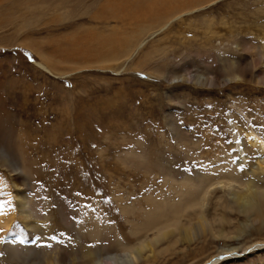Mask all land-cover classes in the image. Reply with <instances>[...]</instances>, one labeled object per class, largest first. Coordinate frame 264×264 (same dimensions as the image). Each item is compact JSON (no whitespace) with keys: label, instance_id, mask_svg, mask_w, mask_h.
Returning <instances> with one entry per match:
<instances>
[{"label":"rangeland","instance_id":"rangeland-1","mask_svg":"<svg viewBox=\"0 0 264 264\" xmlns=\"http://www.w3.org/2000/svg\"><path fill=\"white\" fill-rule=\"evenodd\" d=\"M263 76L264 0H0V264L137 246L183 180L231 164L264 188ZM231 194L208 207L217 236L174 233L139 264H264V203Z\"/></svg>","mask_w":264,"mask_h":264},{"label":"bare ground","instance_id":"bare-ground-1","mask_svg":"<svg viewBox=\"0 0 264 264\" xmlns=\"http://www.w3.org/2000/svg\"><path fill=\"white\" fill-rule=\"evenodd\" d=\"M184 10L187 9L185 8L183 10H180L173 8L169 11L165 10L163 14L169 15L170 18L173 16L172 18H174L177 15L180 16L179 14L181 12H186ZM150 11V13H152V9ZM155 14H151L150 18L152 16L153 18H155V20L160 21L164 18H167H156L154 16ZM138 47L139 45L137 46V48ZM41 66L48 70V66L45 67L42 63ZM237 67L239 68V66ZM236 73H239L242 76L240 72L236 71ZM207 79L209 80V78ZM234 79L239 80V77H235ZM261 81L264 82V76L261 78ZM253 145L257 148L256 153L258 155V158H260L259 154L262 155L263 159H261L260 161L263 162V165H260L259 168L264 173V138L260 139L259 137L254 136ZM2 150L5 151L3 145L0 143V151ZM229 168L232 169L227 171L225 174L221 173L224 175H221L219 177H216L214 175V171H209L206 174H198V184L194 183V179L183 180V182L181 183V188L184 187V189H181V192L187 195V197H190L189 193L187 192L186 186L189 185L190 190H193L190 200L185 202L182 209H180V207L174 208L175 212L168 216H166L158 209L159 211H157L159 212L160 216L164 214L161 217V219L164 220H159V224L158 221H155L153 224H151L150 221H147V223L144 224V229L153 233L152 237L146 235L143 238H139L137 246H126L125 244L123 245L119 243L118 248L121 250V252L118 254H108L107 252H104L106 250L103 251L104 253H97V255L96 253H84L82 257V261L84 262L82 264H139L143 258L149 260L150 257L154 256L155 247L160 245L165 239H168L174 233H179L177 239L179 238L180 240H183L184 243L188 244L193 243V241L202 240L208 232L212 236H217L218 234L215 231L213 224H216L217 221H219V216L217 214H210L209 217L208 207L212 201L215 191L219 189L224 192H231L232 194L230 197L234 201L235 205L241 208L242 212L245 215L252 212L257 207L258 211L261 213L262 206L259 207V205L261 203H264L263 186L258 183L256 178L244 179V177H242V175L234 167V165L231 164ZM192 218H195L197 220L195 224H191ZM219 222L223 225L224 220H220ZM219 234L221 233L219 232ZM236 250L237 249H222L220 255L214 260L212 259V262L208 264H219L223 261L239 259L240 256L237 254ZM54 264H61L59 255L54 259Z\"/></svg>","mask_w":264,"mask_h":264}]
</instances>
